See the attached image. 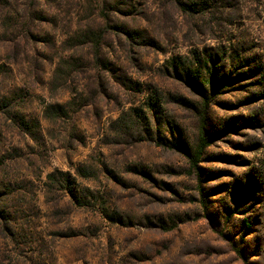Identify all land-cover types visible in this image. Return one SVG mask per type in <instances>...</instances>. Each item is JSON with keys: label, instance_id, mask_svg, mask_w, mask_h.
<instances>
[{"label": "rangeland", "instance_id": "1", "mask_svg": "<svg viewBox=\"0 0 264 264\" xmlns=\"http://www.w3.org/2000/svg\"><path fill=\"white\" fill-rule=\"evenodd\" d=\"M0 264H264V0H0Z\"/></svg>", "mask_w": 264, "mask_h": 264}, {"label": "trees", "instance_id": "2", "mask_svg": "<svg viewBox=\"0 0 264 264\" xmlns=\"http://www.w3.org/2000/svg\"><path fill=\"white\" fill-rule=\"evenodd\" d=\"M224 84V83H223ZM204 117L201 119V123H204ZM212 142V138L210 136H206L203 133V125H201V130L199 131V137L196 146L192 149V153L190 156V162L192 166H197V163L199 162L201 155L203 153V150L207 148ZM238 252V250H236Z\"/></svg>", "mask_w": 264, "mask_h": 264}]
</instances>
